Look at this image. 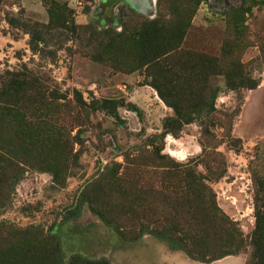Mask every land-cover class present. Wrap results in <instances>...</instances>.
Masks as SVG:
<instances>
[{"label":"rangeland","instance_id":"rangeland-1","mask_svg":"<svg viewBox=\"0 0 264 264\" xmlns=\"http://www.w3.org/2000/svg\"><path fill=\"white\" fill-rule=\"evenodd\" d=\"M162 1L164 8L156 0H0V78L34 76L52 103L31 111L26 125L0 111V264H66L72 255L108 264H190L175 250L201 264L222 256L224 264H235L234 257L254 264L264 201V4L244 14L229 54L231 31L220 6L198 2L180 46L187 57H215L205 64L220 73L209 75L211 110L196 99L179 101L181 110L189 107L183 122L168 102L194 91L182 83L196 67L186 52L168 65V81L119 55L116 42L106 54L99 46L100 31H122L123 23L134 24L133 14L167 12L171 4ZM60 11L69 23L62 25ZM88 200L121 227L147 229L125 241ZM163 248L175 251L170 261Z\"/></svg>","mask_w":264,"mask_h":264},{"label":"trees","instance_id":"trees-1","mask_svg":"<svg viewBox=\"0 0 264 264\" xmlns=\"http://www.w3.org/2000/svg\"><path fill=\"white\" fill-rule=\"evenodd\" d=\"M200 0H181L182 6L177 7L174 4V0H169L168 2L171 4L166 8L165 13L157 10L156 16L151 19L143 18L139 15H134V24L131 26H125L122 24V31L114 32L108 30H102L99 32L100 36L103 40L99 41V46L104 47L105 49L101 52L106 54L107 46H112L114 42L120 45V54L122 57L126 55L134 56V59L140 62L141 66L149 69L152 74L165 73L168 81L170 80L169 72L171 71L169 67H172L177 63V58L182 53L181 51V43L182 39L185 36L187 29L190 25V20L195 11V7L197 6ZM220 6L219 14L223 15L226 19L227 24L229 25L231 31V39L224 43L225 50L231 51L237 47L235 41L238 36L243 33L244 27V14H248L251 12L253 7H259L264 4V0H236L235 3H228L227 0H215ZM157 7L164 8L162 0H156ZM67 12V10H64ZM63 11H60V15L64 14L62 17L61 23L62 25L69 23L68 15ZM132 19V18H131ZM133 20V19H132ZM70 25L73 27L72 21H70ZM78 27V26H77ZM81 27V26H80ZM30 33V32H28ZM36 31L30 34V44L35 46L34 40H36L38 34L36 35ZM36 36H35V35ZM125 45H129L130 47H135L134 52H130L131 50L125 49L123 47ZM186 52L185 50H183ZM224 52V48H223ZM125 53V54H124ZM188 52L183 53L187 60L194 61L196 67L192 70L189 69L185 78H183L182 83H190L191 87L194 91L189 89L188 92L180 91V97L177 98V103L168 102L169 105L175 112L178 120L183 122L188 121L189 118V107L183 106L181 110L179 101L186 102L187 100L196 99L199 103H201L206 112L211 110L212 107V99H213V89L208 86L209 75H213L220 72H211L208 66L205 64L206 60L215 61V57H210L204 53H190L189 57ZM222 51L220 52V54ZM101 56L100 53H98ZM124 54V55H123ZM96 56L95 58H97ZM171 63V64H170ZM170 64V65H169ZM169 65V67H168ZM175 74V73H171ZM180 73L178 74V76ZM186 85V84H185ZM172 90H174L172 88ZM45 90L42 89L39 81L35 79L34 76H28L23 72L15 71V72H6V75L0 78V111L1 114L9 115L10 122L19 123L20 125H26L29 123V118L32 117L31 111L40 110L42 107H50L51 102L47 100L45 95ZM50 100H54L58 97L54 96V94H49ZM202 98V102L200 101ZM198 111L200 109H197ZM132 194H134L132 192ZM89 207L91 206V210L107 225H110L113 230L118 234V236L125 241H133L139 238L144 229L143 226L140 228L131 229L129 226L121 227L120 222H118V218L111 215L106 214L107 212L92 208V202L87 201ZM94 207V206H93ZM132 219H135L136 210L130 209ZM259 213V220L256 222V227L254 230V237L252 241V253L251 257L253 259L254 264H264V201L261 204V211ZM124 215V214H123ZM258 218V217H257ZM36 233L39 231L36 229ZM152 234H155L159 237L156 232L151 231ZM41 234V233H40ZM53 239V235L50 234L46 236V239ZM168 243L171 247H175L170 240ZM56 248L58 246L56 245ZM196 249V248H195ZM182 250L191 258L197 256L196 250H189L185 247H182ZM199 255V254H198ZM200 257L202 255H199ZM55 264H61L55 262ZM66 264H108L107 261L103 258L100 259H87L77 255L70 256L68 262Z\"/></svg>","mask_w":264,"mask_h":264},{"label":"crops","instance_id":"crops-1","mask_svg":"<svg viewBox=\"0 0 264 264\" xmlns=\"http://www.w3.org/2000/svg\"><path fill=\"white\" fill-rule=\"evenodd\" d=\"M158 244V243H157ZM159 245H161V244H159ZM164 250L162 251L163 252V254L165 255L164 256V258L166 259V260H169L170 261V259H172V257L171 258H169L168 257V254L169 253H171V252H175L176 251V256H178V258H180V259H182V260H184V261H188V263H192V264H201V263H198L197 261H194V260H190V259H188V258H182L181 257V255H180V252L179 251H177V250H175V251H170V250H167V249H165V248H163ZM175 257V256H174ZM235 258L236 257H234V260H233V262H236L235 264H241V263H237V261H239V260H235ZM223 259H225L224 258V256H222V257H220V258H216L213 262H211L210 264H224L222 261H223Z\"/></svg>","mask_w":264,"mask_h":264}]
</instances>
